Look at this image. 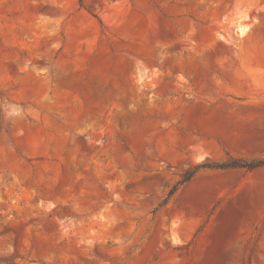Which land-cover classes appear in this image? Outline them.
I'll return each mask as SVG.
<instances>
[{
	"label": "rangeland",
	"instance_id": "rangeland-1",
	"mask_svg": "<svg viewBox=\"0 0 264 264\" xmlns=\"http://www.w3.org/2000/svg\"><path fill=\"white\" fill-rule=\"evenodd\" d=\"M264 0H0V264H264Z\"/></svg>",
	"mask_w": 264,
	"mask_h": 264
},
{
	"label": "trees",
	"instance_id": "trees-1",
	"mask_svg": "<svg viewBox=\"0 0 264 264\" xmlns=\"http://www.w3.org/2000/svg\"><path fill=\"white\" fill-rule=\"evenodd\" d=\"M264 166V159L261 160H242L237 159L234 157H228V159L221 163H212V164H205L202 166H195L190 171H188L184 176L183 179L172 189L170 192L167 200L172 197L177 190L182 187L184 184L189 182L198 172L203 169H210V170H231V169H246V170H254ZM243 264H251V259L244 260Z\"/></svg>",
	"mask_w": 264,
	"mask_h": 264
}]
</instances>
